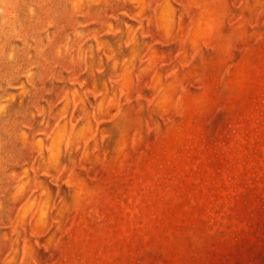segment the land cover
<instances>
[{
  "label": "rangeland",
  "instance_id": "rangeland-1",
  "mask_svg": "<svg viewBox=\"0 0 264 264\" xmlns=\"http://www.w3.org/2000/svg\"><path fill=\"white\" fill-rule=\"evenodd\" d=\"M0 264H264V0H0Z\"/></svg>",
  "mask_w": 264,
  "mask_h": 264
}]
</instances>
